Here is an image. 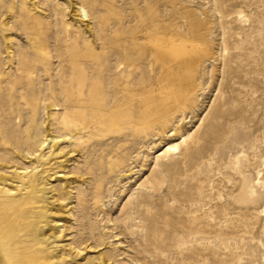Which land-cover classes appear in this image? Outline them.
<instances>
[{"label":"rangeland","instance_id":"374dc122","mask_svg":"<svg viewBox=\"0 0 264 264\" xmlns=\"http://www.w3.org/2000/svg\"><path fill=\"white\" fill-rule=\"evenodd\" d=\"M94 58L101 111L64 92ZM131 64L147 92L113 95ZM0 79V227L38 177L11 244L45 225L46 264H264V0H0Z\"/></svg>","mask_w":264,"mask_h":264},{"label":"bare ground","instance_id":"6f19581e","mask_svg":"<svg viewBox=\"0 0 264 264\" xmlns=\"http://www.w3.org/2000/svg\"><path fill=\"white\" fill-rule=\"evenodd\" d=\"M76 11L78 12L79 15L83 17H87V13L85 12V9L78 8ZM96 60L97 59L94 58L89 61H83L82 62L83 64L81 63L77 65L76 67H74L75 73L77 74L76 84H74L73 87L65 86L64 92H66L68 97H72L73 92H75L74 90L77 89L76 92L79 95V98L77 100L78 102L77 105L87 100L91 102L92 105L97 106L98 107L97 109L101 111L107 108L106 106L108 104V101L106 98L107 97L106 92H108L109 89H104L103 91L101 90V85H102L101 76H102V72L104 71V68L99 67V63H97ZM69 61L73 62V65H74L73 57H71ZM30 70L31 69L27 68L24 70V72H26L27 75H30L31 74ZM89 70L93 72L92 75H95V77H93L92 79L89 80L88 83H86V85L88 86H85V82H86L85 75L87 74ZM126 72L127 74H125V76H122L120 79H118V84L116 85V87H112V89H110L113 95L125 89H131L133 91H136L134 96H139L140 94L147 92L148 88L146 89V86H144L145 89L144 88L141 89L138 86V84H136L134 81V77L138 75L140 72L138 70V65L131 64L129 69H126ZM23 74H21L19 77L20 81L25 79ZM27 79L30 80L29 82H32V79L30 76H28L26 80ZM29 82H25L24 84V88L26 89V91L28 89ZM7 88H9V86H7ZM13 88L14 86L11 87V89ZM95 100H98V101H95ZM99 101H101L102 103L100 104ZM113 102L115 103L117 102V100ZM77 121L84 122L86 121V119L77 120ZM65 123H66V127H69V124H71V122H68V120H65ZM48 139H50L51 142L54 141L53 138H45L43 141L40 142V144L44 145V143ZM47 144H49L48 141H47ZM168 149L174 151L177 149V147L169 146ZM37 183H38V177L35 173L28 176L26 183H24V185L27 184L28 191L26 192L24 196H21L18 201L10 204L11 209L13 210V213L8 215L6 218L7 227L5 229L0 227V264H46L47 263L48 255L45 254L43 250L34 248V245L36 242L43 244L49 239V237H45V235L43 234V227L45 225L38 226V228H40L39 232L35 235V237L32 236L33 238L32 242H26V243L24 242L23 246H19V243H21V241L18 242V244L17 243L14 244V242H12L11 244V241H13L16 231L17 232L24 231L27 234V236H30L29 234H31L32 232V225L30 223L19 224L20 223L19 218L26 219V217L28 216L29 210L32 208L34 204H36L37 202V195H36ZM17 224L21 226L17 228L16 227Z\"/></svg>","mask_w":264,"mask_h":264}]
</instances>
